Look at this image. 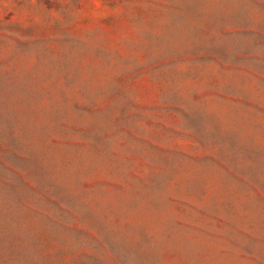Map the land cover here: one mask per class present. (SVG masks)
Instances as JSON below:
<instances>
[{"label":"rangeland","instance_id":"obj_1","mask_svg":"<svg viewBox=\"0 0 264 264\" xmlns=\"http://www.w3.org/2000/svg\"><path fill=\"white\" fill-rule=\"evenodd\" d=\"M0 264H264V0H0Z\"/></svg>","mask_w":264,"mask_h":264}]
</instances>
